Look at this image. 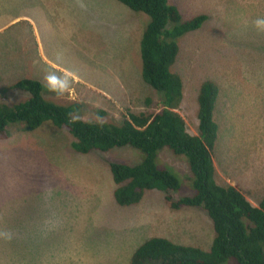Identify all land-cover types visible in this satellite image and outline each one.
I'll list each match as a JSON object with an SVG mask.
<instances>
[{"label": "rangeland", "instance_id": "374dc122", "mask_svg": "<svg viewBox=\"0 0 264 264\" xmlns=\"http://www.w3.org/2000/svg\"><path fill=\"white\" fill-rule=\"evenodd\" d=\"M168 4L183 21L207 17L177 40L170 72L180 77L183 94L176 111L188 132L198 135L199 88L207 81L217 86L212 161L216 182L235 186L243 168L248 178L264 164V30L256 26L264 20V0ZM148 20L116 0L0 3V102L23 101L27 93L14 83L32 78L42 84L46 100L76 101L86 121L120 123L128 111L155 112L162 97L140 76L138 44ZM49 72L72 73V93L58 98L48 91ZM23 126L14 124L0 140V234L11 236L0 235V264H130L134 250L155 237L209 249L212 224L201 208L167 212L159 190L146 191L137 207L116 204L108 165H136L140 151L121 147L82 155L73 150L71 134L50 122L34 132ZM185 160L166 148L158 152V167L179 178L183 197L192 193ZM263 194L264 188L251 194L258 197L251 204L257 207Z\"/></svg>", "mask_w": 264, "mask_h": 264}, {"label": "trees", "instance_id": "16d2710c", "mask_svg": "<svg viewBox=\"0 0 264 264\" xmlns=\"http://www.w3.org/2000/svg\"><path fill=\"white\" fill-rule=\"evenodd\" d=\"M116 1L149 17L138 45L141 79L162 97L155 112L128 111L122 122L104 121L101 125L96 120L82 119L78 103L54 104L43 97L39 81L20 79L13 87L27 96L12 105L0 102V140L8 138V128L14 124L23 123V131L34 132L50 122L71 134L72 148L78 154L93 150L104 153L121 147L136 149L142 153L136 165H108L115 184L112 195L118 206L137 205L146 191L159 190L164 192L169 210L198 207L207 214L213 230L209 249L155 237L146 239L134 250L130 264H264V194L255 207L235 186L216 182L211 151L217 139L213 119L217 86L207 81L199 88L198 135L188 132L184 118L176 111L181 105L183 88L179 76L170 72L179 52L177 40L198 30L207 20L206 15L183 21L179 9L169 5L168 0ZM149 102L146 98L145 103ZM74 115L80 119L73 123ZM164 148L186 159L190 196H180L179 178L158 167V152Z\"/></svg>", "mask_w": 264, "mask_h": 264}, {"label": "clouds", "instance_id": "9594fccd", "mask_svg": "<svg viewBox=\"0 0 264 264\" xmlns=\"http://www.w3.org/2000/svg\"><path fill=\"white\" fill-rule=\"evenodd\" d=\"M256 26H257V28L264 30V20H257ZM73 78H74L73 74L70 72H65L62 75H57L55 72H49L44 77L45 87L47 88L48 91L55 93L58 98H61V97L65 96V94L70 95L72 93V88L70 85H71V81ZM182 94H183V88H182ZM70 102H76V101H70ZM79 119H80V117L78 115H74V116H72L71 122L74 123ZM96 122L98 124L102 125L104 123V119L102 117H97ZM10 127H13V125ZM10 127L8 128V130L10 129ZM164 198H165V195H164ZM0 235H3L7 239H11V236L8 233H3ZM174 244H176V243H174Z\"/></svg>", "mask_w": 264, "mask_h": 264}, {"label": "crops", "instance_id": "0c3cea01", "mask_svg": "<svg viewBox=\"0 0 264 264\" xmlns=\"http://www.w3.org/2000/svg\"><path fill=\"white\" fill-rule=\"evenodd\" d=\"M6 1L7 0H0V3H6ZM2 6H6V5L3 4ZM15 20H18V18L15 19ZM263 160H264V156H263ZM250 173H251L250 177L245 178V176L247 175V171H246V168H243L242 171L240 172V175L236 178V181L234 183V185L236 187H238L239 190H241V192L242 191L246 192V193H243V194L245 195V197L248 199L249 202L252 199L253 200H258V197H256V196L252 197L251 194H256V193L260 192L262 190V188H264V164L260 166V173L258 175H257L256 169H254V175L253 176H252V170H251ZM143 197H142V199H143ZM164 203H165V201H164ZM137 206H139V205L138 204L134 205V207H137ZM165 211L173 212V211L169 210L167 208V206H166V210Z\"/></svg>", "mask_w": 264, "mask_h": 264}]
</instances>
